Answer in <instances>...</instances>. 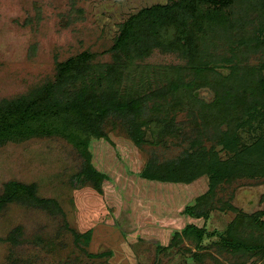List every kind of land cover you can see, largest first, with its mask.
Masks as SVG:
<instances>
[{
	"label": "rangeland",
	"instance_id": "374dc122",
	"mask_svg": "<svg viewBox=\"0 0 264 264\" xmlns=\"http://www.w3.org/2000/svg\"><path fill=\"white\" fill-rule=\"evenodd\" d=\"M170 1L0 0V99L27 93L52 78L58 63L84 51L93 53V63L113 62L112 54L105 51L113 45L121 24L146 7ZM225 12L227 27L217 28L201 44L204 53L200 63L211 66L214 81L242 78L246 69H260L264 64V0H237ZM191 65L187 56L154 49L135 60L124 89H142L141 81L158 88L166 83L165 71L174 68L187 69V81L202 79L191 71ZM196 92V97L207 104L222 95L214 85ZM187 115L186 111L178 114L177 122L187 121ZM261 125L239 126L236 133L245 143H252L264 129ZM214 130L212 125L201 132L193 125L187 128L195 136L201 133L208 147L213 143ZM220 130L229 132L228 124ZM107 131L110 140H93L90 145L94 167L107 178L102 193L78 176L81 159L63 140L40 138L0 148V195L11 180L35 184L38 194L57 200L64 213L53 216L15 203L2 208L0 264H264V258L247 259L246 255L220 251L214 244L216 238L204 239L201 249L185 240L181 246L187 252L175 249L158 254L157 247L168 246L175 230L188 224L183 211L209 191V178L191 184L146 180L141 173L149 150L138 148L121 128L109 125ZM176 154L170 153L172 158ZM263 195L264 178H247L220 185L214 203L226 209L229 203L251 214L264 208ZM235 217L230 209H216L206 222H193L199 227L205 225L208 233H222ZM65 222L79 233H90L87 251L99 257L90 258L73 245ZM18 226L23 227V235L20 243L14 244L7 239ZM36 234L54 245L34 243Z\"/></svg>",
	"mask_w": 264,
	"mask_h": 264
},
{
	"label": "trees",
	"instance_id": "16d2710c",
	"mask_svg": "<svg viewBox=\"0 0 264 264\" xmlns=\"http://www.w3.org/2000/svg\"><path fill=\"white\" fill-rule=\"evenodd\" d=\"M236 1L172 0L140 10L121 24L113 45L105 51L112 54L113 62L93 63V53L84 51L58 63L52 78L27 93L0 99V148L40 138L63 140L81 159L78 176L102 193L107 178L94 167L90 145L93 140H110L109 125L121 128L138 148L149 150L142 178L172 184H191L199 178H209V191L194 206L184 209L186 216L207 221L216 209L236 213L222 233L216 230L208 233L206 226L199 228L193 224L175 231L168 246L157 247L158 254L175 249L187 252L181 246L185 240L201 249L204 239L216 238L215 246L231 256L263 259L264 208L248 214L229 203L225 204L227 209L218 208L214 203L220 185L264 178V129L252 143H245L236 133L239 126L252 127L258 122L262 128L264 124L261 69L264 64L260 69H246L242 78L233 76L223 80L220 77L214 81L210 77L211 66L200 63L203 39L217 28L227 27L225 11ZM154 49L187 56L191 71L202 79L187 81L184 73L187 69L174 68L164 73L163 82L167 84L151 88L141 81L142 89L125 90V81L128 78L130 82L135 60ZM206 85H214L217 92H222L214 103L207 104L196 97V90ZM185 111L187 121L177 122L178 114ZM225 123L229 132L220 130ZM191 125L197 132L212 125L213 143L208 147L201 133L196 136L194 132L188 133ZM176 152L172 158L170 153ZM14 203L47 211L53 216L64 214L57 200L38 194L35 184L11 180L4 184L0 210ZM65 227L70 230L75 247L90 258L99 257L87 251L90 233H79L67 222ZM22 232L23 227L18 226L7 240L20 243ZM47 239L42 234L33 237L34 243L42 247L54 245ZM70 263L73 264L71 261L65 264Z\"/></svg>",
	"mask_w": 264,
	"mask_h": 264
},
{
	"label": "crops",
	"instance_id": "0c3cea01",
	"mask_svg": "<svg viewBox=\"0 0 264 264\" xmlns=\"http://www.w3.org/2000/svg\"><path fill=\"white\" fill-rule=\"evenodd\" d=\"M188 217V219H189V222H188V224L187 225H189V224H193V225H196V226H198L196 223H194L193 222V220H196V221H199V220H197V219H193V218H191V217H189V216H187ZM200 220H204V219H200ZM205 221V220H204ZM206 222V221H205ZM204 222V223H205ZM186 225V226H187ZM185 226V227H186ZM205 226V225H204ZM185 227H183V228H181L180 230H175V231H182ZM199 227V226H198ZM199 228H202V227H199Z\"/></svg>",
	"mask_w": 264,
	"mask_h": 264
}]
</instances>
